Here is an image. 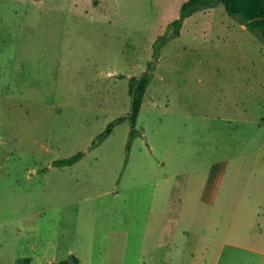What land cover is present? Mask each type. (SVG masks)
<instances>
[{
  "label": "rangeland",
  "instance_id": "1",
  "mask_svg": "<svg viewBox=\"0 0 264 264\" xmlns=\"http://www.w3.org/2000/svg\"><path fill=\"white\" fill-rule=\"evenodd\" d=\"M184 1L0 0V264H264V41L219 3L158 55Z\"/></svg>",
  "mask_w": 264,
  "mask_h": 264
},
{
  "label": "trees",
  "instance_id": "2",
  "mask_svg": "<svg viewBox=\"0 0 264 264\" xmlns=\"http://www.w3.org/2000/svg\"><path fill=\"white\" fill-rule=\"evenodd\" d=\"M99 2L100 0H93L95 5H98ZM219 3H223L230 15L239 18V20L244 23L247 28L256 33L260 39L264 41V0H185L181 5L180 16L173 20L168 26V31L161 34L156 40L154 45L157 54L159 55L161 45L166 43L169 38L174 35H180L182 26L188 17L203 9L213 8ZM153 69H155V67ZM152 77L153 73L150 70H146L141 74L132 75L129 79V93L132 103L128 117L133 128L131 130V139L135 136V127L147 93L148 84ZM125 119V117H119L110 122L106 129L94 139L91 147H96L101 140L109 135L112 132L115 123L121 122ZM84 153V150H80L71 157L55 160V164H73L84 156ZM29 260L30 258H26V263H29ZM51 264L82 263L77 256L73 255L70 259L53 262Z\"/></svg>",
  "mask_w": 264,
  "mask_h": 264
},
{
  "label": "crops",
  "instance_id": "3",
  "mask_svg": "<svg viewBox=\"0 0 264 264\" xmlns=\"http://www.w3.org/2000/svg\"><path fill=\"white\" fill-rule=\"evenodd\" d=\"M26 258H28V257H25L24 259H26Z\"/></svg>",
  "mask_w": 264,
  "mask_h": 264
},
{
  "label": "water",
  "instance_id": "4",
  "mask_svg": "<svg viewBox=\"0 0 264 264\" xmlns=\"http://www.w3.org/2000/svg\"><path fill=\"white\" fill-rule=\"evenodd\" d=\"M246 26V25H245Z\"/></svg>",
  "mask_w": 264,
  "mask_h": 264
}]
</instances>
